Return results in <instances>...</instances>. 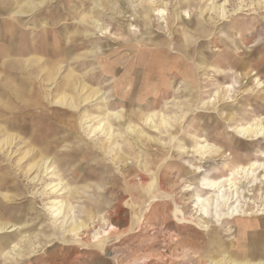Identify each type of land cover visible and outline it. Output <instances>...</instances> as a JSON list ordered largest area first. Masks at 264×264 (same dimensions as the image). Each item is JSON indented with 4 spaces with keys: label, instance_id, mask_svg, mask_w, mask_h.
<instances>
[{
    "label": "rangeland",
    "instance_id": "rangeland-1",
    "mask_svg": "<svg viewBox=\"0 0 264 264\" xmlns=\"http://www.w3.org/2000/svg\"><path fill=\"white\" fill-rule=\"evenodd\" d=\"M93 1L78 2L79 12L71 17L62 7L64 0H48L32 14L25 15L24 32L18 40L9 30L0 28V74L8 71L10 62L16 59H30L33 65H38L39 70L48 68L52 60L62 62L64 68L59 77L67 75L70 66L75 67L92 87L86 89L87 94L97 88L105 93L106 103L100 98L93 106H86L90 115L102 117L108 110L117 111L125 116L126 124L134 122L141 128L139 130L143 129L154 140L143 138L136 143L137 138L126 134L124 143L123 137L118 138V132L124 131V125L113 122L114 137L109 139L111 150L104 152L95 146L104 136L89 135L86 125L74 132L69 128L66 132L55 133L57 141L53 140L54 143L43 149L44 155L50 159L56 158L49 163L53 167L51 171L54 170L56 174L54 178H51L52 174L43 173L39 181H33L37 172L25 175V168L14 164L7 189L2 193L10 192L20 197L18 201L9 203L11 207L0 214L4 223L17 226L14 230L0 231V264H53L50 258L55 255L64 257L60 264H210V258L220 259L227 252L244 255V224L260 218L259 222L262 216L225 220L222 226L215 222L211 223L209 229H202L190 220L191 216L200 219L199 209L194 204L196 197L193 196L205 192L202 189L203 179L215 180L219 175L232 177L230 174L237 166H248L250 161L264 162L261 159L264 138L245 140L231 130L255 118H261L264 122V87L258 89L254 82L258 78L264 85V0H245L247 10L235 15H232L233 10L239 1L231 0L227 5L230 12L227 20H220L210 10L201 11L209 7L212 0H190V7L188 0H157L154 8L166 7L168 17L158 20L150 11L151 26L146 25L145 13L141 10L142 5L150 7L151 0H129L130 3L122 0L121 7L118 5L116 10L110 8L105 12L94 9ZM217 1V4L223 3V0ZM131 3L139 6L137 11L132 10ZM185 10H189L190 19L182 24L181 19L176 20L175 17L178 14L182 18ZM96 16L100 17L106 35L86 37L88 34L84 33L86 31H83L81 23L87 25L86 30L94 32L91 22ZM5 22L0 19L1 27H5ZM73 22L78 24L69 27L80 30L61 32V27ZM184 36L188 42L183 49L177 45ZM162 41H167L169 46L160 45ZM21 49L27 50L23 53ZM202 51L211 55L210 61L218 63L220 73L216 74L208 64L203 68L198 67V55ZM161 52L165 58L154 65L155 56ZM109 69H113V73H109ZM185 69L190 71V77H186ZM18 73L13 70L12 77ZM194 74L199 79L197 88L195 79H191ZM229 85L235 86L231 95L235 101L232 102L226 100L224 89ZM218 91L220 97L215 102L216 106L203 108V103ZM134 111L136 114L132 119ZM152 111L170 116L177 114V118L188 113L173 128L156 132L140 123L142 113ZM12 118L9 114L4 120L10 121ZM64 118L72 123L69 116L64 115ZM75 136L82 141L75 140ZM2 138L1 134L0 140ZM200 141L221 151L207 152L203 155L206 158H203L192 151L193 142ZM119 143H123L122 152L128 160L116 164ZM17 147L14 152L18 149L21 151L15 155L13 153V162L27 149L21 145ZM164 162L159 176L165 173L167 190L173 196L164 193L163 197V191L155 189L154 196L158 199L152 202L141 223H138L140 211L149 204L140 192L142 185L137 175L147 174L145 185L149 184ZM168 162L171 165L164 167ZM148 166L152 167L149 171L146 170ZM195 166L204 170L199 178L195 175ZM128 170L132 171L129 173ZM234 176L240 181L241 175ZM58 183L62 184L60 189L63 190L56 194L51 186ZM257 185L255 193L259 200L255 211L264 198V184ZM132 193L135 196H131ZM56 199L63 200L67 212H70L59 219L58 226L50 220L47 211ZM176 201L181 206L177 214ZM116 205L120 214H116ZM29 206L31 210H27ZM23 209L26 211L22 218ZM90 211L95 217H105L108 221L110 217L115 219L110 223L118 231L116 229L105 238L104 252L97 247L88 249L76 244L65 232L71 223L85 221ZM184 216L190 220L183 221ZM120 217L124 220L117 223L116 219ZM209 219H213V216H209ZM95 225L96 229L92 228L90 233L84 232V238L88 236L89 240L92 239L100 229L97 222ZM105 228L108 229L106 224L102 229ZM26 235L25 243L13 248L21 236ZM253 236L260 242L264 241V232H256Z\"/></svg>",
    "mask_w": 264,
    "mask_h": 264
},
{
    "label": "bare ground",
    "instance_id": "bare-ground-1",
    "mask_svg": "<svg viewBox=\"0 0 264 264\" xmlns=\"http://www.w3.org/2000/svg\"><path fill=\"white\" fill-rule=\"evenodd\" d=\"M46 1L47 0L39 1L38 4H36L35 1H32V2H29L26 6L20 8L19 10L12 12L9 16L11 17V19L6 22L5 27H1V28L9 30L11 34L14 35V38H17V40L20 39L21 38L20 35L23 34L24 32L22 27L25 26V18H26L25 15L29 13L27 12V9H29L30 7V12H32L33 8H36L37 6H40L46 3ZM156 1L157 0H151L150 7H146L144 5L141 6V10L143 11V13H145L144 20H146L147 26H151L150 21H149L150 11L153 13L154 16L157 17L158 20L160 19L164 20L168 17V12H167L166 7H163V8L159 7L158 9L154 8V5H156ZM182 1L187 2V0H182ZM238 1H239V4L235 6V9L233 10L232 15L238 14V12L240 11L243 12L247 10L246 8L247 5L245 4V0H238ZM78 2H81V0H64V2L62 3V7L64 11H66L68 14H70L71 17H73L75 14L79 12V10L77 9ZM93 2H94L93 8L96 10L102 11V12H105L107 9H110V8L113 10L114 9L116 10V7L118 5L121 7L123 3L122 0H94ZM217 2H218L217 0H212L211 3L208 4L209 7L204 6L205 8L201 9V11L207 12L210 10L220 20H227L230 17L229 16L230 12L227 10V5L230 4L231 0H223L222 4H217ZM127 3H130L129 0ZM188 3L190 7L191 6L190 0H188ZM129 5L134 11H137V8L139 7L138 5H134L132 3ZM165 6L167 5L165 4ZM91 7L92 6H90V8ZM183 12H184V16H182V18H179L178 14H176L177 16L175 17L176 20L181 19L182 24H184V22L187 19H190L189 10H185ZM99 18H100L99 16H96L91 22L94 32L89 31V29L86 30L87 25L85 23H81V25L83 26L82 27L83 31H86L84 33L88 34L86 37H94L96 35H98V37H105L106 31L104 32L102 30L103 25L100 24L101 20ZM75 24H78V23L73 22V23H70V25H64L65 27L63 26L64 28L61 29V32L65 33L66 31L80 30L78 28L69 27ZM45 27L46 26H44V28ZM133 31H135V29ZM170 35H172V33ZM29 38L31 40V37ZM187 40L188 39L185 38V36L183 38H180L177 46L180 45L184 49L185 46L187 45V42H188ZM160 45L167 47L169 46V43L167 41H162ZM26 50L27 49H21L20 52L25 53ZM20 52L18 51V55ZM163 57L165 58L162 52L161 54L158 53L157 56H155L153 60L154 65L158 63L159 61H162ZM209 57H211V55H207L205 51L200 52V54L198 55V59H199L198 64H197L198 67L203 68L204 65L208 64L210 65L212 69H214L216 74L220 73L221 71H220L218 63L210 61ZM50 62H51V65H49L48 68L39 70L38 65H33L30 59L26 61L16 59L15 61L10 62V65L8 66V71L5 70L6 73L3 71L0 74V118H1L0 119V135L1 134L3 135V138L0 140V160H2L0 162V171H3L2 174L0 175V213L3 211L4 212L7 211L8 210L7 207H11V206H8V204L18 201L20 197L19 194H10V192L4 193V194L2 193L3 190L7 189L8 178H10V175L13 171L12 168L14 164H18V166L20 167L23 166V168H25L24 170L25 175L32 173V172L33 173L37 172V174L33 177V181H36V180L39 181L43 173L47 175L52 174L51 178L55 177L56 174L54 173V170L51 171L53 167L50 166L49 163H50V160L52 163L53 160H56V158L50 159L48 156L44 155L43 149H45L46 147H48L49 145L57 141L55 140V135L60 132L62 133L66 132L69 128H72V132H74V130H77L78 128H84L87 125L89 135L100 134L104 136V139L100 140L99 143L95 145L97 146V149L104 151V152H106L107 150L108 151L111 150L109 146V139L114 137V128H113L114 123H118L119 125H124V131L119 130L120 132H118L119 134L118 138L120 137L124 138L126 137V134H128V135H131L137 138L136 143H140L143 138L149 141L154 140V138L151 135H148L147 133H145L143 129L139 130L140 127L138 128V125L134 124V122H129L128 124H126L124 122L125 116H123L117 111L108 110L102 117L101 116L93 117L92 115H90V111L86 106H93L92 104L97 102L100 98L102 99V102L106 103L105 98H104L105 93L102 90H100V88H97V89H93L91 93L87 94L86 89L87 88L91 89L92 87H90L89 84L85 81L84 74H80L79 72H77L75 67H72L69 64L70 68H69L67 75H65L64 77L62 76L59 77L61 70L64 68L63 67L64 63L55 62L53 60ZM13 70H16L19 72L15 77H12ZM189 70H192V69H189ZM113 71H114L113 69H109V73H113ZM43 72H44V75L42 74ZM207 72H210V71H207ZM106 73L108 72L106 71ZM189 73L190 71L187 70L186 77L187 75L190 77L191 74ZM58 77L60 81H58L57 79ZM220 77H221V74H220ZM191 79H195L194 82L197 88L199 79H196L195 74L191 76ZM254 82L256 83V87L258 89H263L264 85L260 79L256 78L254 79ZM224 89L226 93V100H228V102L235 101L233 99V96H231L232 92L235 91V86L229 85V86L224 87ZM219 97H220L219 91L215 92V94L211 96L207 102L203 103V106H204L203 108L215 107L216 106L215 102H217V99ZM54 107L56 109H54ZM117 108L118 107H116V109ZM99 109H102V107H100ZM187 113L188 112L184 113L183 115L186 116ZM9 114H11L13 118L10 121H5L4 118L8 116ZM78 114L79 116H77ZM135 114H136V111L132 113L131 115L132 119H133V115ZM64 115L69 116L72 119V123L70 120L65 119ZM173 115L174 116L165 115L161 113L160 111H154V112L152 111V113L150 112V113H145V114L142 113L141 118H140V123L143 122L148 128L156 132H160L162 130L166 131L169 128H173L172 126H175L178 121H180L181 119L185 117V116H182L181 118H177L178 116L177 114H173ZM31 116L35 117L36 120L33 119ZM76 116L79 117V121ZM29 117L31 118L30 120H29ZM131 118L129 120H131ZM263 123L264 122H262L261 118H255L251 122H247L244 124H238V126L231 128V130L234 133H236L238 137L242 139L250 140V141H257L260 138H264V124ZM88 124H91V125L88 126ZM72 134L74 135V133ZM61 140H65V139L61 138ZM75 140L82 141L81 138L78 136H75ZM124 143H125V138H124ZM20 145L22 147L23 146L26 147L27 149L21 152L20 158H18L15 162H13L14 160L13 153L15 155L17 152L21 151L18 149L17 151L14 152V148ZM122 145L121 143L118 144L119 156L117 159L118 161H116V164L119 162L124 163L125 161L128 160L125 153L122 152L123 150ZM22 147L20 148L22 149ZM192 148L194 149L192 150L193 152L199 153L202 156L210 151H215V152L221 151L220 149L213 147L211 144H208L205 141L193 142ZM7 152H10V154L6 155ZM183 152L186 153V151H183ZM222 154L223 153H221V155ZM203 158H206V155L203 156ZM261 159L264 160V154L261 155ZM32 161L34 162L31 163ZM54 164H56V161H54ZM164 164L165 162L160 165L158 171L154 173L155 179H153L152 182L149 184L145 185V183H147L148 181L147 174L140 173L139 175H137V178L140 184L142 185V189L140 192L141 194L145 196L149 204L146 206L145 209L141 210L140 208L141 211H140V215L138 216V220H139L138 223H141L144 213L147 210H149L148 208L150 207V205L152 206V202L154 203V201L158 199L157 196H154V191L158 189L160 191H163V194H161L162 196L164 195V193L166 194L168 193L170 196H173L172 193H170L167 190L168 184L166 182L165 173L162 172L159 176V172L161 168H163ZM170 165H171V162H168L166 163L164 167H168ZM151 168L152 167L148 166L146 167V170L149 171ZM131 171L132 170H128L129 173ZM203 171L204 170H202V167L195 166L194 172L198 178H199V175ZM142 172H143V169H142ZM187 172L191 173V171L189 170H187ZM233 172L232 174H230V175H233L232 177H224V176L219 175V177L216 178L215 180L214 179L213 180L203 179L202 189H204L205 192H202V194H197L194 196L192 195L193 197H196V199L194 200V204L195 206H197V209H199L197 212L199 213L198 216L200 215L199 216L200 219L197 220L198 217L194 218L191 216V220H190L184 216V219L182 220L183 221L190 220V222L196 223L202 229H209L211 226V223H215V222L220 223L219 226H222L225 223V220L230 221L238 217L247 218L253 215L263 217L264 216V205H263L264 198H262L263 200L262 205L259 207L257 206L258 209L255 211L257 200H259L255 192L258 189V185H257L258 183L264 184V162L262 163L260 161H250L248 163V166H241V165L237 166V168ZM234 175H241L240 181H237ZM61 185H62L61 183L52 185L51 188L53 190V193H56V194L60 193L61 189L63 190V188L60 189ZM11 191H14V190H11ZM161 195L160 197H162ZM131 196H135V195L132 193ZM176 204H177V210L175 213L177 214L178 209H180L181 206L178 203V201H176ZM114 208L116 209V214H120L119 206L116 205ZM31 209L32 207L29 206L27 210H31ZM47 209H48L47 211H49V214H50V220L52 219L55 225H57V223L59 222V219H61L66 213L67 214L70 213V212H67L66 203L63 200H59V199L54 200L52 205H50V207ZM25 211L26 209L22 210V215H21L22 218L25 216ZM209 216L210 217L213 216V219H209ZM35 219H39V217H36ZM113 220L111 217L109 221L105 219V217H97V216L95 217L94 214L90 211L86 215L85 221H80V222L76 221V222L71 223L65 232L68 233V236H70L73 240L76 241V244L77 243L81 244V246H85L88 249L92 247H97L102 252H104L105 251L104 249L105 238L109 236L112 232H115V230L117 229L114 226V224L111 225L110 223ZM123 220L124 219L121 217L118 218V220L116 219L117 223H120ZM96 222L100 225V229L94 233L92 239L89 240L88 236L84 238L83 235L86 234L84 233L85 231L89 232V231H92L91 230L92 228L96 229L97 227L95 225ZM104 224H106V227L108 226L109 231L106 228L102 229L104 227ZM16 226H17L16 224L15 225L13 224L10 226L8 222L4 223V221H2V217L0 214V231H6L11 228H13L14 230ZM17 230L18 228L15 231ZM26 238H27V235L21 236V240H19L18 243H16L13 248L16 249L19 246V244H24L26 241ZM36 238H38V236ZM77 249L78 248H73V249L69 248V250H77ZM227 253L228 254H223L220 259L210 258L209 260L210 264H264V259L255 261V260L248 259V257H244L243 255L240 256L238 252L237 253L227 252ZM63 258L64 257L55 255L52 258H50V260L51 262H53V264H60ZM129 264H136V263L133 262Z\"/></svg>",
    "mask_w": 264,
    "mask_h": 264
},
{
    "label": "crops",
    "instance_id": "crops-1",
    "mask_svg": "<svg viewBox=\"0 0 264 264\" xmlns=\"http://www.w3.org/2000/svg\"><path fill=\"white\" fill-rule=\"evenodd\" d=\"M32 1H35V3L38 4L39 1H42V0H37V1L36 0H22V1L21 0H0V19L4 20L6 22L9 21L11 19V17H9V16L12 12L19 10L20 8L26 6L29 2H32ZM47 2H48V0L46 1V3ZM46 3H44V4H46ZM44 4H42V5H44ZM42 5H40V7ZM37 7H39V6H37ZM36 8H33V11L30 12V7H29V9H27V12H29L28 14H32ZM28 14H26V15H28ZM3 25H5V24H3ZM64 27H62L61 29H63ZM0 28H1V25H0ZM65 33H67V31ZM258 219H260V218H258ZM258 219L247 221L245 224V231H244L245 253L243 256L248 257V259L255 260V261L260 260V259L261 260L264 259V242H260L259 239L254 238V236H253L256 232H260V231L264 232V226H263L264 225V217H261V220L259 222H258ZM246 226H248V227H246ZM242 230H244V229H242Z\"/></svg>",
    "mask_w": 264,
    "mask_h": 264
}]
</instances>
